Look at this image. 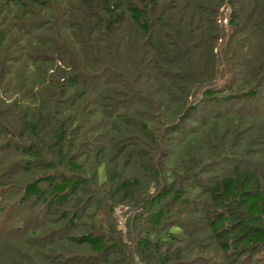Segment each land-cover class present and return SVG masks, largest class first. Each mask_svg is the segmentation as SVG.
Segmentation results:
<instances>
[{"label":"trees","instance_id":"1","mask_svg":"<svg viewBox=\"0 0 264 264\" xmlns=\"http://www.w3.org/2000/svg\"><path fill=\"white\" fill-rule=\"evenodd\" d=\"M263 101L264 0H0V147L50 209L0 264L249 263Z\"/></svg>","mask_w":264,"mask_h":264},{"label":"rangeland","instance_id":"2","mask_svg":"<svg viewBox=\"0 0 264 264\" xmlns=\"http://www.w3.org/2000/svg\"><path fill=\"white\" fill-rule=\"evenodd\" d=\"M23 157L25 156L23 154H18V151L15 152L11 149H2V147H0V261L3 262L6 260V257L9 254L8 251L12 248V244L9 241L17 242L19 239L27 235V228L30 227L31 229H36L41 232V228H44L46 223L48 211H50V209L45 207L46 205H44V202L37 200L28 204L26 203L20 206L18 205L20 202V197L23 196L22 190L17 183L11 181L10 178L13 171L11 169L9 172L6 167L11 166L14 164L15 160H19V158ZM14 169L15 167L13 170ZM216 170L217 173L221 172L220 168ZM56 207L57 206H53L52 209ZM114 212L118 218L117 224L119 228L123 230L124 234H127V227L125 226V223L132 222V215L135 213H131L128 207L121 206L116 207ZM136 217L137 216H135V218ZM138 218L140 219V217ZM56 228H58V226ZM147 229V226L143 227L144 231ZM193 233L195 232L193 231ZM208 233L209 232L207 229L201 227L200 235L197 234L195 237L190 239L181 237L182 241L180 242V245H189V248H192L193 246V249L196 247H201L198 245L215 249V242L207 238ZM193 253H195L193 255V260L191 259L190 261L180 264H219V259H216L217 263L212 262L215 261L214 257L212 256V252L198 253L197 249H195ZM195 258L197 259L194 260ZM175 263L176 262L171 264ZM240 263L243 262H241V260L234 262V264ZM247 264H264V249L256 254L254 259L249 261Z\"/></svg>","mask_w":264,"mask_h":264}]
</instances>
